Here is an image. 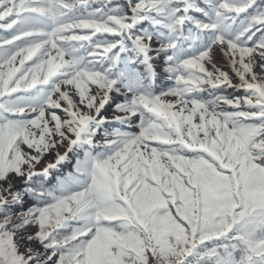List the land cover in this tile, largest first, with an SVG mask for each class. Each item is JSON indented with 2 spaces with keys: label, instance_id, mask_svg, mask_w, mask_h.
Instances as JSON below:
<instances>
[{
  "label": "snow or ice",
  "instance_id": "obj_1",
  "mask_svg": "<svg viewBox=\"0 0 264 264\" xmlns=\"http://www.w3.org/2000/svg\"><path fill=\"white\" fill-rule=\"evenodd\" d=\"M0 264H264V0H0Z\"/></svg>",
  "mask_w": 264,
  "mask_h": 264
},
{
  "label": "rangeland",
  "instance_id": "obj_2",
  "mask_svg": "<svg viewBox=\"0 0 264 264\" xmlns=\"http://www.w3.org/2000/svg\"><path fill=\"white\" fill-rule=\"evenodd\" d=\"M216 58H217L218 65L223 67L225 70H228L227 58L223 57V55H222V53L220 52L219 49L216 50ZM165 80H167V79L163 78L160 82H164ZM233 81H234V83H239L238 79L235 76H233ZM241 91L242 90L237 91V90H234V89H228L227 90L228 94H234L235 92L239 93ZM104 115L108 116L109 119H111L113 117V115H114L113 106H111V105L107 106V111L104 113ZM60 151L63 152L64 149L62 148V149H60ZM69 155H71V154H69ZM51 159H53L52 156L46 157V160H51ZM38 167H43V164L39 165ZM16 183L19 184L20 182L16 181ZM29 231L30 232L34 231V229H29ZM34 246H37V245H34Z\"/></svg>",
  "mask_w": 264,
  "mask_h": 264
},
{
  "label": "trees",
  "instance_id": "obj_3",
  "mask_svg": "<svg viewBox=\"0 0 264 264\" xmlns=\"http://www.w3.org/2000/svg\"><path fill=\"white\" fill-rule=\"evenodd\" d=\"M172 83H173L172 81H167L164 86H170ZM234 95H240V96H242V95H244V92L243 91H241L239 93L235 92ZM113 126L114 127H119L118 124L117 125H113ZM61 170L66 172V171H70L71 169L67 165H65ZM58 174L59 173H53V176L55 177Z\"/></svg>",
  "mask_w": 264,
  "mask_h": 264
}]
</instances>
